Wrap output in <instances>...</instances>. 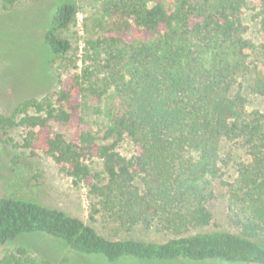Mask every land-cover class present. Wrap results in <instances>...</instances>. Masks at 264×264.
<instances>
[{
	"label": "trees",
	"instance_id": "1",
	"mask_svg": "<svg viewBox=\"0 0 264 264\" xmlns=\"http://www.w3.org/2000/svg\"><path fill=\"white\" fill-rule=\"evenodd\" d=\"M94 1L82 67L65 65L56 90L0 115V132L20 127L27 151L86 187L92 219L177 236L113 239L62 209L5 196L0 245L42 234L109 263L264 264V105L249 109L245 95L264 100V40L249 37L244 21L251 11L264 34V0ZM78 11L72 0L55 9L44 38L54 55L70 52L60 32ZM227 142L245 151L227 183L233 228L189 233L212 221ZM0 264L54 263L20 246Z\"/></svg>",
	"mask_w": 264,
	"mask_h": 264
},
{
	"label": "rangeland",
	"instance_id": "2",
	"mask_svg": "<svg viewBox=\"0 0 264 264\" xmlns=\"http://www.w3.org/2000/svg\"><path fill=\"white\" fill-rule=\"evenodd\" d=\"M64 1L68 0H0V115H11L22 100L41 98L56 90L58 75L62 72L65 75L67 66L72 68L77 64L79 69L82 67L85 42L94 32L92 26L98 5L94 0H72L77 3L79 11L75 21L60 32L62 37L72 43L64 59L54 55L44 41L52 15ZM244 21L249 27V37L255 41L264 40V34L251 18V11L244 12ZM245 95L249 99V109L264 105L262 98L247 89ZM22 137L23 131L18 126L0 132V199L11 196L40 201L80 217L113 239L133 237L162 242L177 236L155 228L131 231L115 229L113 224L102 219H92L87 188L75 185L72 178L42 151L32 155L22 146ZM120 150L130 155L133 149L124 144ZM222 156L229 161V165L223 169L222 178L215 183V198L209 203L212 221L208 225L192 228L189 233L233 228L229 219L227 183L237 175L235 161L244 158L245 151L240 145L227 142ZM93 166L99 170L100 161H96ZM261 241L264 245V240ZM20 246H25L32 255L51 259L54 264H169L167 261L109 263L98 256L71 251L59 240L42 234L24 235L0 245V259Z\"/></svg>",
	"mask_w": 264,
	"mask_h": 264
}]
</instances>
